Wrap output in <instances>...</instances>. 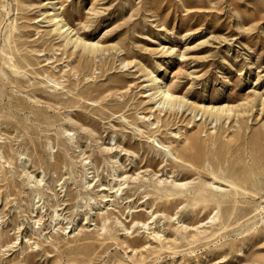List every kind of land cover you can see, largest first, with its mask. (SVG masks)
<instances>
[{"label": "rangeland", "instance_id": "374dc122", "mask_svg": "<svg viewBox=\"0 0 264 264\" xmlns=\"http://www.w3.org/2000/svg\"><path fill=\"white\" fill-rule=\"evenodd\" d=\"M0 264H264V0H0Z\"/></svg>", "mask_w": 264, "mask_h": 264}, {"label": "bare ground", "instance_id": "6f19581e", "mask_svg": "<svg viewBox=\"0 0 264 264\" xmlns=\"http://www.w3.org/2000/svg\"><path fill=\"white\" fill-rule=\"evenodd\" d=\"M54 24L56 25L55 30L56 31H64L67 34H69L73 29L68 25V23L63 19L61 15H57L53 13L52 19ZM69 39H72L71 36ZM74 41L79 43L83 47L90 48L91 50H95L97 48V42H90L86 40L85 38L81 37L80 35H76L74 38ZM151 73V72H150ZM155 81L153 83L155 88V95L153 96L158 97L161 103H168L170 106H173L175 103L180 102L181 100L170 90L165 82L163 81V78L161 77H154ZM203 110H207L209 112L210 116L215 117H221L226 112H232L233 107L222 104L218 106H202ZM169 154H173L170 150H168ZM174 156V155H173ZM175 157V156H174Z\"/></svg>", "mask_w": 264, "mask_h": 264}]
</instances>
